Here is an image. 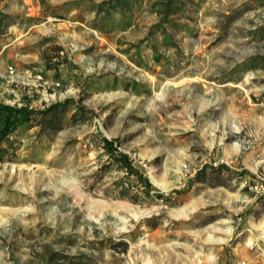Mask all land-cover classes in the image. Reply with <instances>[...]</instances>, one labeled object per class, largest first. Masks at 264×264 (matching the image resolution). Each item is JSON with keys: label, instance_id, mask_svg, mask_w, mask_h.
I'll list each match as a JSON object with an SVG mask.
<instances>
[{"label": "rangeland", "instance_id": "obj_1", "mask_svg": "<svg viewBox=\"0 0 264 264\" xmlns=\"http://www.w3.org/2000/svg\"><path fill=\"white\" fill-rule=\"evenodd\" d=\"M0 17V103L35 111L0 141V264H264V0Z\"/></svg>", "mask_w": 264, "mask_h": 264}, {"label": "trees", "instance_id": "obj_2", "mask_svg": "<svg viewBox=\"0 0 264 264\" xmlns=\"http://www.w3.org/2000/svg\"><path fill=\"white\" fill-rule=\"evenodd\" d=\"M4 23L1 21L0 17V36L3 35L4 30ZM56 107H52L47 111L43 112L46 114L51 110L55 109ZM35 113V111L29 109V107H16V106H9L0 103V141L6 139L10 133L15 131L19 126L26 125L28 126L29 122L31 121V116ZM30 127V126H28ZM104 148L106 151L112 155L118 162H123L125 168L128 169L129 174L136 177V179L141 182L146 191L151 189V184L149 181L143 177L136 169L129 164L128 158L126 155L120 153L118 156H115L114 151L109 150V147H112L113 142L108 141L106 139L103 140Z\"/></svg>", "mask_w": 264, "mask_h": 264}, {"label": "crops", "instance_id": "obj_3", "mask_svg": "<svg viewBox=\"0 0 264 264\" xmlns=\"http://www.w3.org/2000/svg\"><path fill=\"white\" fill-rule=\"evenodd\" d=\"M262 234H264V221L260 222L259 226L256 227V236L260 237L261 239H264V236L261 237ZM262 242H264V240H262ZM258 249L260 251L264 250V243H262V245L260 244ZM260 255L262 256V253Z\"/></svg>", "mask_w": 264, "mask_h": 264}, {"label": "built area", "instance_id": "obj_4", "mask_svg": "<svg viewBox=\"0 0 264 264\" xmlns=\"http://www.w3.org/2000/svg\"><path fill=\"white\" fill-rule=\"evenodd\" d=\"M14 69L12 68V67H9L8 68V74L11 76V75H13L14 74ZM255 190L256 191H262V192H264V186H262V185H260V186H255ZM257 246V244L255 245V247ZM258 248H259V246H258ZM262 253V255H264V252H261ZM241 264H245V263H241Z\"/></svg>", "mask_w": 264, "mask_h": 264}]
</instances>
